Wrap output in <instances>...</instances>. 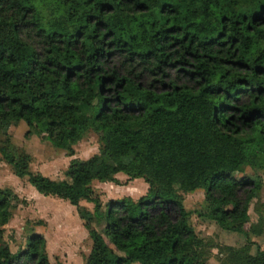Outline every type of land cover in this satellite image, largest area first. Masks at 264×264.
I'll list each match as a JSON object with an SVG mask.
<instances>
[{"label":"trees","instance_id":"16d2710c","mask_svg":"<svg viewBox=\"0 0 264 264\" xmlns=\"http://www.w3.org/2000/svg\"><path fill=\"white\" fill-rule=\"evenodd\" d=\"M20 121L69 154L93 131L99 152L63 178L34 173L7 136ZM0 134L16 176L76 207L84 264H207L178 192L203 189L204 216L243 233L261 184L237 174L264 169V0H0ZM119 173L147 193L102 210L91 185ZM17 202L0 188V236ZM227 261L264 264V250ZM0 264H50L45 237L0 241Z\"/></svg>","mask_w":264,"mask_h":264},{"label":"rangeland","instance_id":"374dc122","mask_svg":"<svg viewBox=\"0 0 264 264\" xmlns=\"http://www.w3.org/2000/svg\"><path fill=\"white\" fill-rule=\"evenodd\" d=\"M27 130L26 123L20 121L9 127L7 136L22 154L28 156L30 171L39 172L51 179L63 178V173L72 159H88L99 152L100 141L93 131L87 132L73 146V154H69L66 150L54 147L45 133L25 135ZM4 141L5 136L0 134V145ZM237 176L251 177L261 184L256 191V198L250 205L249 218L242 226L243 233L223 229L204 216L208 206L203 189L188 193L178 192L189 212V223L207 244V264H228L230 250H237L245 245L251 255H255L257 248L264 250V169L245 166ZM116 178L119 184L94 181L91 185L101 200L102 210L111 199L130 196L137 200L147 193L148 185L142 178L128 181V177L123 173L117 174ZM0 188L12 190L18 197L11 219L3 227L1 242L7 241L14 251L23 248L31 234L40 233L46 239L50 264L85 263L92 242L75 206L63 199L37 192L26 177L16 176L13 168L1 156ZM80 206L93 210V204L84 200L80 201ZM101 228L103 223L99 226V229ZM252 228H261V233H252Z\"/></svg>","mask_w":264,"mask_h":264}]
</instances>
